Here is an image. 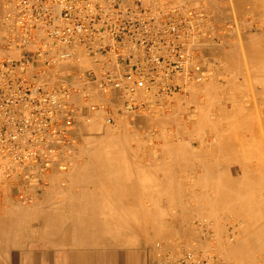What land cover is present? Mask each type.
Here are the masks:
<instances>
[{
    "label": "built area",
    "instance_id": "obj_1",
    "mask_svg": "<svg viewBox=\"0 0 264 264\" xmlns=\"http://www.w3.org/2000/svg\"><path fill=\"white\" fill-rule=\"evenodd\" d=\"M222 27L203 7L164 0H0V190L29 205L52 174L69 170L79 119L103 108L79 106L76 95L118 92L129 110L140 90L161 95L181 90L175 79L202 81ZM207 224L195 221L199 242L156 243L150 264H222L201 248L213 237Z\"/></svg>",
    "mask_w": 264,
    "mask_h": 264
},
{
    "label": "rangeland",
    "instance_id": "obj_2",
    "mask_svg": "<svg viewBox=\"0 0 264 264\" xmlns=\"http://www.w3.org/2000/svg\"><path fill=\"white\" fill-rule=\"evenodd\" d=\"M213 1L164 0L169 4L180 2L193 7L196 5L207 8L214 15L218 26L226 25L227 28L232 24L250 23L254 29H264L262 13L264 0H246V3L240 0L242 3L239 2V8L242 13L236 11L233 2L235 0H215V3ZM209 5L215 6L211 9L208 8ZM226 7H229L228 14ZM203 64L205 74L202 81L175 79L172 81L173 84L184 83L181 91L176 90L161 95H152L143 90L141 94V91H138L134 96L135 103L129 110L125 108V98L118 92H112V97L102 93H88L89 102L85 100L87 93L76 95L75 101L79 106L91 103L102 105L103 108L89 112V122L84 118L79 119L77 129L80 143L76 150V159L69 169L84 164L95 166L96 160L102 161L107 167L112 166V177L116 182H129L130 179L127 178L134 176L135 181L142 183L144 187L147 185L148 204L127 207L126 211L121 213L127 219L129 217L136 220L140 216L147 218L150 232L149 246L152 249L156 243L161 242L165 248L173 249L181 244L190 245L195 241L199 242L200 235L195 227V220L206 219L213 237L211 243L202 245H210L209 248L214 249L222 264H241L242 259L238 257V253L230 248L236 245L239 239L238 211L249 209L252 213L253 208L255 210L258 207L250 202L254 194L252 190L245 191L248 194L246 196H241L243 191L238 190L249 186L252 179L246 174L244 179L237 180L236 175L231 174L228 180L226 175L220 172L221 165H225V162L221 161V155L229 151L230 156L232 153L236 156V150L245 149L244 146L247 144L251 145L244 139L253 133L254 128L263 140L264 78L228 72L230 68L228 69L227 63L219 57H212ZM239 65L241 69L247 70L252 63L242 61ZM109 115L112 118L111 123L106 122ZM100 140L106 142L103 151L98 149ZM261 144L263 155L264 142L262 141ZM190 151H193L198 161L204 159L206 163L209 160L211 169L203 173L197 171L196 174L181 172L182 180L179 185L181 188L177 189L179 182L176 179L178 174L175 172L177 164L175 166L174 162L179 160L176 157L180 154L185 155L187 161ZM206 152L210 153V157H201L207 155ZM98 154L103 156L99 158ZM229 162H237V158H229ZM216 168L219 169L218 172H215ZM201 182H207L208 189H200ZM159 186L162 188L155 189ZM225 193H228L232 199L229 205L221 204L219 199L221 194ZM163 196L164 200L161 201ZM205 203L209 205H204ZM236 203L242 204V207H237ZM248 203L249 206L246 207ZM118 208L122 207H112V213ZM258 212L260 210L255 213ZM213 223L215 225H212ZM232 235L234 239L229 241Z\"/></svg>",
    "mask_w": 264,
    "mask_h": 264
},
{
    "label": "crops",
    "instance_id": "obj_3",
    "mask_svg": "<svg viewBox=\"0 0 264 264\" xmlns=\"http://www.w3.org/2000/svg\"><path fill=\"white\" fill-rule=\"evenodd\" d=\"M238 3L237 12L240 9ZM226 8L228 14L229 7ZM221 29L222 37L217 43L211 42L206 53L227 63L230 68L228 72L264 78V29H254L250 23L232 24ZM242 61H250V69H241L239 63ZM244 141L251 145L236 150V156L232 155L234 153L230 156L229 151L221 155L225 165H221L220 172L226 177L229 173L236 175L237 180L245 178L242 174H248L252 179L249 186L238 190L243 191L241 196L248 195L245 191L252 190L254 194L250 202L260 212L255 213L254 208L252 213L249 209H243L239 215L238 237L250 239L253 244L246 247L243 257L237 253L242 259L241 264H264V153L262 155L261 144L264 138L261 140V135L254 128L253 133L247 135ZM206 154L201 157L209 158L210 153ZM176 158H179L174 162L175 166L177 164V189L181 188L182 170L196 174L197 171L203 173L211 169L209 160L206 163L204 159L198 161L193 151L189 152L187 161L185 155L180 154ZM229 158H237V162L230 163ZM217 168L215 172H218ZM96 169L95 166L85 164L65 173L52 174L50 187L41 191L35 202L27 206L19 204L11 190H0V264H150L153 249L149 246L147 218L140 216L133 220L128 217V220L121 213L127 207L147 205L149 187L135 181L133 176L127 178L129 182L112 181L115 180L112 177V166H108L106 171ZM201 184L200 189H208L207 182ZM161 188L159 186L155 189ZM246 205L248 207L249 203ZM238 206L242 207V204ZM112 207L122 208L112 213Z\"/></svg>",
    "mask_w": 264,
    "mask_h": 264
},
{
    "label": "bare ground",
    "instance_id": "obj_4",
    "mask_svg": "<svg viewBox=\"0 0 264 264\" xmlns=\"http://www.w3.org/2000/svg\"><path fill=\"white\" fill-rule=\"evenodd\" d=\"M175 1V0H174ZM178 1V0H177ZM240 0H235V1H233V2H235V6L234 7H236V5H237V3L239 2ZM214 3H215V0L213 1ZM237 2V3H236ZM241 2V1H240ZM242 2H245L246 3V0H244V1H242ZM241 2V3H242ZM252 2V1H251ZM218 3V2H217ZM252 3H254V2H252ZM174 4H175V2H174ZM178 4V3H177ZM179 4H180V2H179ZM218 4H221L222 5V3H218ZM238 4H240V3H238ZM211 5V4H210ZM209 5V7L208 8H210L211 6ZM243 5V4H242ZM263 5V4H262ZM213 6H215V5H213ZM212 6V7H213ZM216 6H217V4H216ZM254 6V5H253ZM195 7L197 8V7H199V6H196L195 5ZM212 7H211V9H212ZM243 7V6H242ZM249 7V6H248ZM218 9H219V7H217ZM258 8V7H257ZM260 8V7H259ZM210 9V10H211ZM221 9V8H220ZM239 9V8H238ZM244 9V8H243ZM242 9V10H243ZM262 9V8H261ZM264 9V8H263ZM206 10H207V8H206ZM221 11V10H220ZM237 11V10H236ZM247 11V10H246ZM254 11V10H253ZM261 11V10H260ZM259 11V12H260ZM263 11V10H262ZM239 12H241L240 11V9H239V11H238V13ZM256 12H258L257 10H256ZM249 13H250V11H249ZM263 14H264V11L262 12ZM225 14V13H224ZM255 14V13H254ZM256 14H258V13H256ZM235 15V14H234ZM262 15V14H261ZM225 17V16H224ZM222 18H223V16H222ZM230 18V17H229ZM225 19V18H224ZM224 19H222V20H224ZM260 19V18H259ZM264 19V18H263ZM234 20V19H233ZM240 20V19H239ZM225 21V20H224ZM255 21V20H254ZM264 21V20H263ZM231 22V21H230ZM236 23V22H235ZM264 23V22H263ZM242 23H240V25H241ZM254 26V25H253ZM240 27V26H239ZM232 28V27H231ZM221 30H223V29H221ZM226 31V30H225ZM228 31V30H227ZM250 32H251V30H249ZM254 31V30H253ZM229 32V31H228ZM256 32V31H255ZM260 32H262V31H260ZM230 33V32H229ZM252 35H253V33H252ZM222 37V36H221ZM253 37H254V35H253ZM252 37V38H253ZM256 37V36H255ZM259 37H261V36H259ZM223 41V40H222ZM221 43H224V42H221ZM236 43V42H235ZM218 44H220V43H218ZM226 45V44H225ZM237 46L239 45V44H236ZM227 46V45H226ZM236 46V47H237ZM211 46H209V48H210ZM223 47H225V46H223ZM235 47V46H234ZM233 48V47H232ZM227 49V48H226ZM228 49H229V47H228ZM223 50H225V49H223ZM236 51V50H235ZM227 52V51H226ZM228 53V52H227ZM237 54L239 53V52H236ZM236 54V55H237ZM235 55V56H236ZM210 56V55H209ZM212 57H214V56H212ZM237 57V56H236ZM234 58V57H233ZM223 61V60H222ZM232 61H234V59L232 60ZM264 62V61H263ZM225 63V62H224ZM230 64H231V62H230ZM236 64H238V63H236ZM235 64V65H236ZM223 65V64H222ZM232 65V64H231ZM235 65H233V66H235ZM263 65H264V63H263ZM235 70H236V68H235ZM247 73V72H246ZM210 74V73H209ZM251 77V76H250ZM220 81V80H219ZM223 85V84H222ZM226 85V84H225ZM260 85V84H259ZM183 86V85H182ZM185 86H187V85H185ZM218 86V85H217ZM184 87V86H183ZM217 88V87H216ZM221 88V87H220ZM261 88V87H260ZM212 90V89H211ZM219 90V89H218ZM141 91V90H140ZM181 91V90H180ZM213 91H214V89H213ZM261 93V92H260ZM141 94H143L142 93V91H141ZM217 94H219V92L217 93ZM222 94H224V93H222ZM153 95V94H152ZM155 95V94H154ZM210 95V94H209ZM223 96V95H222ZM208 98H209V96H208ZM222 99V98H221ZM226 99V98H225ZM257 99V98H256ZM199 100V99H198ZM256 102V101H255ZM221 103V102H220ZM264 103V102H263ZM125 104V103H124ZM227 105V104H226ZM263 105V104H262ZM262 107V106H261ZM125 109V108H124ZM204 109V108H203ZM196 110V109H195ZM192 111V110H191ZM195 112V111H194ZM192 113V112H191ZM254 113H255V111H254ZM261 113V112H260ZM172 114H174V113H172ZM193 114V113H192ZM205 114V113H204ZM203 114V116H205ZM171 115V114H170ZM195 115V114H194ZM246 115V114H245ZM232 116V115H231ZM256 116V115H255ZM206 117H207V115H206ZM188 119V118H187ZM215 119V118H214ZM262 119V118H261ZM173 120H174V117H173ZM226 120V119H225ZM224 120V121H225ZM222 121V120H221ZM261 121V120H260ZM234 123V122H233ZM255 124H257L256 122H255ZM254 124V125H255ZM90 125V124H89ZM93 128V127H92ZM253 128H254V126H253ZM100 130V129H99ZM205 130V129H204ZM96 132V131H95ZM99 132V131H98ZM207 133V132H206ZM254 133H255V131H254ZM257 134V133H256ZM96 135V134H95ZM188 136V135H187ZM190 136H191V134H190ZM180 137V136H179ZM187 138V137H186ZM188 142V141H187ZM194 145H195V143H194ZM212 146V145H211ZM106 147V142L105 141H103V140H100L99 141V143H98V149L100 150V151H103L104 150V148ZM103 149V150H102ZM162 151V150H161ZM251 153V152H250ZM103 154V153H102ZM102 154H98L99 156V158H101V155ZM78 155V154H77ZM103 156V155H102ZM106 157H108V156H106ZM91 158H93V157H91ZM263 158V157H262ZM107 159V158H106ZM91 160V159H90ZM200 160V159H199ZM110 161V160H109ZM96 165H95V168H97L96 169V171H106L107 170V166L105 165V164H103L102 163V161L101 162H99V161H97L96 160ZM198 162V161H197ZM85 163H88V162H85ZM94 163V162H93ZM106 163V162H105ZM107 164V163H106ZM85 165V164H84ZM90 167V166H89ZM196 167H197V165H196ZM81 168V167H80ZM79 168V169H80ZM91 168V167H90ZM90 168H89V170H90ZM158 169V168H157ZM194 169V168H193ZM73 170V169H72ZM192 170V169H191ZM78 171V170H77ZM85 171V170H84ZM161 171H163V170H161ZM184 170H182V172H183ZM186 171V170H185ZM89 172V171H88ZM94 172V171H93ZM70 173H71V171H70ZM90 173V172H89ZM182 174V173H181ZM212 174V173H211ZM85 175V174H84ZM90 175V174H89ZM98 175V174H97ZM152 175V174H151ZM192 175V174H191ZM229 175H231L230 173L228 174V176H227V178H230V176ZM144 176H146V175H144ZM143 176V177H144ZM242 176H246V174L245 175H243L242 174ZM134 177V176H133ZM89 178V177H88ZM261 179V178H260ZM67 180V179H66ZM153 180V179H152ZM229 180V179H228ZM87 181V180H86ZM115 181V180H114ZM185 181H187V180H185ZM189 181V180H188ZM116 182V181H115ZM255 183V182H254ZM254 185V184H253ZM114 186V185H113ZM50 187V186H49ZM120 186H117V188H119ZM194 188V187H193ZM185 189V188H184ZM118 193V192H117ZM119 194V193H118ZM112 195V194H111ZM246 195V194H245ZM121 196V195H120ZM100 197V196H99ZM220 200H221V204H228L229 205V201L230 200H232L231 199V197L230 196H228V193H225V194H221V196H220V198H219ZM236 199V198H235ZM239 199V198H238ZM234 200V199H233ZM235 201H237V200H235ZM109 203V202H108ZM232 204V203H231ZM236 205H237V207H239L238 205V203H236ZM24 206V205H23ZM27 206V205H26ZM139 206H140V204H139ZM150 206H152L151 204H150ZM18 207V206H17ZM22 207V206H21ZM154 207V206H153ZM124 208H125V206H124ZM15 209V208H14ZM112 209V208H111ZM89 210V209H88ZM95 210V209H94ZM255 212L257 211V210H254ZM240 214L242 213V210L241 211H238ZM12 213V212H11ZM58 213V212H57ZM95 213H96V211H95ZM130 213V212H129ZM63 214V213H62ZM117 214V213H116ZM102 216V215H101ZM220 216V215H219ZM80 217V216H79ZM95 217V216H94ZM89 219V218H88ZM81 220V219H80ZM92 220V219H91ZM83 221V220H82ZM196 221V220H195ZM4 225V224H3ZM2 225V226H3ZM57 225H58V223H57ZM97 225V224H96ZM95 225V226H96ZM208 225V224H207ZM212 225H215L214 223L212 224ZM178 226V225H177ZM184 226V225H183ZM210 226V225H209ZM134 227V226H133ZM196 227V226H195ZM90 228V227H89ZM136 228H137V226H136ZM135 228V229H136ZM196 230V229H195ZM137 231V230H136ZM194 231V230H193ZM259 231V230H258ZM254 232V231H253ZM253 234V233H252ZM261 234V233H260ZM113 235V234H112ZM233 239H234V237H233V235H232V237H229V241H233ZM125 240V239H124ZM259 240V239H258ZM162 243V242H161ZM204 243H206V245H207V242L205 241V242H203V244ZM233 244V243H232ZM249 244H253L252 243V240H250V239H247V238H239L237 241H236V245H232L230 248H233V250L235 251V252H238L239 254H240V256L241 257H243V255H244V252H245V249H246V247L249 245ZM202 245V244H201ZM206 245H204L205 246V248L206 247H208L209 248V246H206ZM203 246V245H202ZM201 246V248H204V246L202 247ZM256 247V246H255ZM204 248V249H205ZM207 249V248H206ZM241 252V253H240Z\"/></svg>",
    "mask_w": 264,
    "mask_h": 264
}]
</instances>
